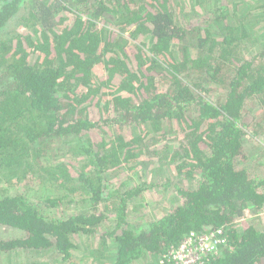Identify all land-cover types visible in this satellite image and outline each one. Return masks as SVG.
<instances>
[{
    "label": "trees",
    "instance_id": "1",
    "mask_svg": "<svg viewBox=\"0 0 264 264\" xmlns=\"http://www.w3.org/2000/svg\"><path fill=\"white\" fill-rule=\"evenodd\" d=\"M199 4L192 28L175 0H0V228L17 234L0 252L76 264L93 242L97 264H159L190 232L221 229L206 264H264V226L238 222L264 211V0ZM16 23L33 32L7 33ZM147 39L151 56L132 47ZM103 130L116 137L96 141ZM152 141L178 198L132 224L131 202L158 185L123 177Z\"/></svg>",
    "mask_w": 264,
    "mask_h": 264
},
{
    "label": "rangeland",
    "instance_id": "2",
    "mask_svg": "<svg viewBox=\"0 0 264 264\" xmlns=\"http://www.w3.org/2000/svg\"><path fill=\"white\" fill-rule=\"evenodd\" d=\"M200 0H175V8L176 10V15L180 21L185 25H190L192 28L197 27V26H203L205 25V19H202L203 15V10L202 8L200 9L201 5L199 4ZM174 3V2H173ZM202 10V11H200ZM124 21V20H122ZM18 23L16 24H11L8 30L6 31L7 33H19L23 32L26 33V31L32 33L33 29H25L22 27L20 30L17 28ZM131 27H126L125 29L128 31H125L123 36L125 38H129L130 32L134 29V25H130ZM204 27V26H203ZM108 28L112 29L113 32L115 33H120V30L117 29L114 25L109 26ZM41 35V34H40ZM6 38V36H2ZM141 40V39H140ZM140 40L136 41V44H133L135 47H140V49H143L145 52L148 53V55H152L150 49H151V43H149V40H145L143 42V45L141 44ZM149 43V44H148ZM147 44V45H144ZM136 64V62H135ZM137 65V64H136ZM137 68V66H136ZM97 105H102V107H105L103 103H99ZM90 103V106L92 108V115L95 121H98L100 118L101 111L99 107ZM259 110L256 109L252 115H249L245 118V123L251 125V123L256 122L258 115L260 116ZM255 114V115H254ZM116 132L107 131L103 130L102 132H97L96 134V141L100 142L101 140L104 141H110V139H113L116 137ZM164 139V138H163ZM173 136L172 133L167 134V142L169 140H172ZM150 142L148 149L144 148V152L142 154L143 157L141 161V165L135 169H133V173L127 172V176L123 177V183L126 185H133V184H138L141 185V183H151L158 185V187L153 188L151 190H148L144 192L139 198L133 200L130 204V210H129V221L132 224H141L143 221H145L149 215L151 217L155 216H163L165 214V211L171 207L174 206V204L177 202L178 196L176 195V190L174 188H164V186H161L162 184L166 183H171L173 186L176 182L175 177L173 176L172 173V166L173 163H171V159L169 160V163L165 160H161L157 162L159 158H162L166 155L162 154L163 150L157 148V153L161 154H155L153 147L158 143L156 142ZM164 142V141H163ZM163 142H159V146L162 145ZM254 143V142H253ZM175 143L172 144L174 146ZM176 146V145H175ZM251 149V146H249ZM264 154V153H263ZM262 154V155H263ZM250 161H253L252 158H250ZM154 162V164H152ZM264 169V168H263ZM19 192H22L23 189L19 188ZM30 192V191H29ZM31 193V192H30ZM41 193V192H40ZM34 195V192L31 193ZM42 195V194H40ZM176 205V204H175ZM247 214L245 216V219L242 221H238L241 226H248L251 225L252 223L257 227H263L264 226V211L257 213V214H252L249 215ZM112 224L106 223L102 229L104 230L105 228H112ZM17 234L15 231L12 229H4L0 228V238L4 239H9L15 237ZM99 235V236H98ZM83 241H85L84 238H82ZM94 242H95V247L96 244L97 246L102 247L104 254L105 255H110L111 253L113 254L114 250V245L112 244V241H105L103 239L102 234L99 232L97 235L94 236ZM93 247V242L90 246V250ZM92 251H86L84 253H80L82 257H75L74 263L76 264H97L98 259L97 253H91ZM59 256H56L53 253H40V252H13V253H2L0 252V264H61L59 263ZM108 261L110 258H107ZM70 264V263H66ZM146 264V263H142Z\"/></svg>",
    "mask_w": 264,
    "mask_h": 264
},
{
    "label": "built area",
    "instance_id": "3",
    "mask_svg": "<svg viewBox=\"0 0 264 264\" xmlns=\"http://www.w3.org/2000/svg\"><path fill=\"white\" fill-rule=\"evenodd\" d=\"M226 240L221 229L206 233L190 232L162 255L159 264H206L221 253Z\"/></svg>",
    "mask_w": 264,
    "mask_h": 264
}]
</instances>
